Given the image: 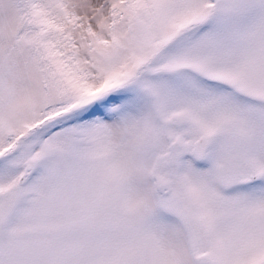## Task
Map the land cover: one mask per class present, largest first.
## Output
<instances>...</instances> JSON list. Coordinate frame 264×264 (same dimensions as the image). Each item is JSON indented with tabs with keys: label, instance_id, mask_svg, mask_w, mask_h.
Returning <instances> with one entry per match:
<instances>
[{
	"label": "snow or ice",
	"instance_id": "6c2138e0",
	"mask_svg": "<svg viewBox=\"0 0 264 264\" xmlns=\"http://www.w3.org/2000/svg\"><path fill=\"white\" fill-rule=\"evenodd\" d=\"M0 264H264V0H0Z\"/></svg>",
	"mask_w": 264,
	"mask_h": 264
}]
</instances>
